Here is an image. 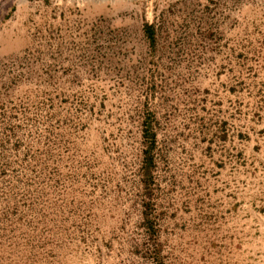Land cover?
<instances>
[{
    "label": "rangeland",
    "instance_id": "rangeland-1",
    "mask_svg": "<svg viewBox=\"0 0 264 264\" xmlns=\"http://www.w3.org/2000/svg\"><path fill=\"white\" fill-rule=\"evenodd\" d=\"M0 264H264V0H0Z\"/></svg>",
    "mask_w": 264,
    "mask_h": 264
},
{
    "label": "trees",
    "instance_id": "trees-1",
    "mask_svg": "<svg viewBox=\"0 0 264 264\" xmlns=\"http://www.w3.org/2000/svg\"><path fill=\"white\" fill-rule=\"evenodd\" d=\"M146 29H147L148 33L151 35L150 37H152V28H151V26L147 25V26H146ZM144 134L147 136V131H146V130H144ZM146 161H147V162L150 161V159H149L148 156L146 157Z\"/></svg>",
    "mask_w": 264,
    "mask_h": 264
}]
</instances>
